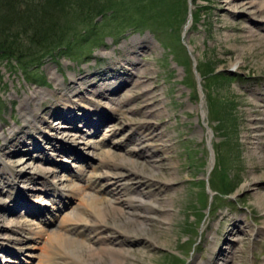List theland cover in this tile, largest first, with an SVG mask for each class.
<instances>
[{"label":"rangeland","instance_id":"1","mask_svg":"<svg viewBox=\"0 0 264 264\" xmlns=\"http://www.w3.org/2000/svg\"><path fill=\"white\" fill-rule=\"evenodd\" d=\"M94 6L101 14H59L64 39L49 52L42 49L37 60L0 59L1 151L17 140L4 139L12 128L22 135L37 124L27 125L21 113L23 100L35 93L34 100L45 96L33 112L46 125L42 133L56 128L60 137L39 149L48 147L44 154L59 159L64 153L58 147L75 146L87 165L85 173L70 176L83 192H64L71 200L56 221L32 226L39 241L31 264L42 260L54 232L73 236L67 229L74 222L65 215L72 218L89 195L101 203L113 199L91 242L104 251L123 249L122 264H264V0H94ZM17 25L8 33L18 34ZM102 84L109 89L94 97L99 108L84 116L92 122L102 115L96 133L81 121L66 129L58 115H48L56 100H69L78 87ZM83 102L88 108V99ZM62 130L78 135L64 138ZM99 148L109 151L113 164H103ZM24 150H12L7 159L18 175L24 170L18 184L33 187L31 196L42 201L44 194L35 192L43 185H31L28 176L41 173L43 164L33 151L37 169L26 167L32 147ZM47 170L55 186L65 181ZM91 173L99 174L95 182L88 180ZM4 181L0 190L10 194ZM138 195L156 203L153 216L139 223L128 200ZM0 231V246L24 247L5 243L2 237L11 234ZM96 261L107 264L109 256Z\"/></svg>","mask_w":264,"mask_h":264},{"label":"bare ground","instance_id":"2","mask_svg":"<svg viewBox=\"0 0 264 264\" xmlns=\"http://www.w3.org/2000/svg\"><path fill=\"white\" fill-rule=\"evenodd\" d=\"M123 65L125 66L126 63L124 62ZM112 78L114 79V77H112ZM103 79L104 80H102V81H108V80H105V79H108L107 77L103 78ZM58 85L60 87H62L61 80L58 82ZM61 89L63 90L64 87H62ZM107 89H109L107 84H105V85L102 84V86L99 89H97V88L96 89H90L88 87L85 90V88L83 89V86L78 87V90L76 91V95L71 96L69 100H67V101L56 100L57 101L56 103H58V104H56L52 107V110H50L48 115H58L59 119L64 120V122L66 123V126H67L66 129L73 130L74 129L73 127H75L74 122H76V121L82 122L83 121L82 120V113L77 114L81 110V108L78 107V105H82L84 107L85 103H86V102H83L84 100L88 99V101H90L97 95L104 96L106 93L105 91H107ZM109 92H111V91H109ZM88 95L89 96L92 95V97L89 98ZM108 96H110V95H108ZM36 97H37V94L34 93L33 97L29 96L28 98H25L23 100V104L21 107V113H22L23 120L27 121L26 122L27 125L30 126L32 124V120H35L37 122V124H35L30 130H27L24 132V133L28 134L27 136H22L24 133L22 135H18L17 132H19V131H16V133H15L14 132L15 129L10 127L9 129H11V128L12 129L8 132V136H6L4 139L7 141V139L9 138L10 140H8V141L10 143L12 141H14L15 139H17V140H15L14 144L12 143L13 147H11L10 144H8L9 146H5V149H3L4 150L3 152L1 151L2 149H0V151H1L0 152V174L2 175V177H5L4 178L5 181L3 180V178H1L0 181L1 182L4 181L5 185L8 186V189L11 192L10 194H13V195L8 194V199L10 201V204L12 206L15 204L13 207H10L9 210H11V211H16V210H18L16 208H24V207L27 208V210L29 212H32V213H36V212L41 210V208H36L35 206H32V205L28 206L25 203L24 204L20 203V200L22 199V197L25 199V196L28 197V195H29L28 193L33 194V191H35V190L33 187H31L32 188L31 189L28 186L23 185V184H21V185L24 188L19 187L18 181H22V178H23L22 172H24V170L21 171L20 175H18L19 174L18 172L17 173L14 172V168H16L14 166L15 164L13 165V163H11L9 159H7L8 157L12 158L13 153L11 151L14 149L16 151H21L22 148L24 147L27 149L24 151L27 152L28 149H30L32 147L31 154L26 153L27 155H29V157L23 163L26 164V167H27V165H29L28 167H32L34 169H37L35 167L36 165L34 163L33 151H38V153H39L38 155L43 154V151L39 149L38 144H40L41 142L50 143L51 141H54L55 138L58 139V140H55V142H57V141H59V138H60L57 136V131H55L56 128L50 129L48 131L47 135H49V136L42 133V128H44V126H46V125L43 124V122L42 123L39 122L40 120H38V118H36L37 116H34V115L39 112V109H40L39 106L42 103L41 100H45V96L42 97L39 95L40 99L34 100ZM32 100H34V102ZM30 101H32L33 102L32 104H35V106L30 105V103H29ZM92 104L94 105V107H92L89 104L88 108L90 110L91 109L92 110L98 109L97 108L98 103L92 102ZM31 106H34V107L31 108ZM157 108H155L154 111H157L158 113H160L159 112L160 109L157 110ZM33 112H35V114ZM87 112L88 111H86L85 113H87ZM71 113H74L76 116L74 115L75 116L74 118L73 117L69 118V120L67 121L65 118L69 117ZM45 121H47V120H45ZM59 128H62V127H59ZM9 129H7V130H9ZM62 131L64 133H66L65 130H62ZM62 131L60 133H62ZM72 134H73V132L68 133V134L66 133V134H64V138H71L72 137L71 139H73V137H75L74 135H78L77 132L73 135ZM156 135L160 136V133H157ZM51 136L55 137L54 140L50 139V138H52ZM258 138H259V136H258ZM20 140H22V141H20ZM16 144H18V145L21 144V145H19V148H15ZM41 145H43V144H41ZM9 147L11 148V151H9V150L7 151V149H9ZM24 151H22V152H24ZM98 151H99L101 158L104 160L103 164H106V165L113 164V163H111V161H112L111 156L110 157L108 156L109 151L102 150L100 148ZM148 152H149V150H148ZM22 157H24V156H22ZM22 157H21V159H24ZM38 159L41 160V158H38ZM19 162H21L20 159H19ZM57 167L58 168L53 167L52 169H55V170L59 169V166H57ZM41 169L42 168H40V170H38V171L44 172ZM46 173H50V172H46ZM91 174L92 175L89 178V182H95L96 181L95 177H98L99 174H95V173H91ZM60 175H61V178H63L65 180L64 182L67 184L66 185L64 182H60V186L62 185L64 188L67 186V189H64V192L68 193L67 194L68 196L70 195L72 197H77V192L79 194L83 190L82 185H79L75 182H71L69 180V178H67V174H65L66 175L65 177H62V174H60ZM22 182H20V183H22ZM37 182L38 181L34 180L35 184H39ZM57 182L58 181H56L55 183H57ZM15 185H17V187H19L20 189H16ZM1 190H3V189H1ZM35 193H39V192H35ZM42 194L45 195V193H42ZM86 196H88V193L86 194ZM38 199H36V200H38ZM106 199L108 202L104 201L103 203H101L97 199L96 196L89 195L88 197H83V199L81 201V204L83 206L81 208L77 209L79 211H76L75 215L72 218L69 217L70 215L69 216L65 215V217H67L69 220H72L75 224L74 225L72 223L71 227L69 226L67 229L68 232L73 233V236H71V235L69 236L68 234L66 235L61 230L54 232V235H51V243L48 245V247L44 251V254L41 256L43 258H42V260H40L39 264H96V263H99V261L97 262L96 260H98V257H100V255L103 253L109 256V261L107 264H122V260L120 258L122 257V250L123 249L121 251H120V249L112 250V251L109 249L107 251H104L102 246L101 247H99V246L94 247V245L91 242V238L93 237L92 235L97 234L105 223L104 221H102L103 219H105L103 210L110 208V207H114V205L112 204L113 199H110V198H106ZM119 199L123 200L121 198H119ZM3 200L4 199L0 198V204H3V202H2ZM128 200H129V204L134 208L133 209V216L136 219L137 223H139V221L150 219L153 216L152 213H153V211L155 209V205H156V203L155 204L153 203L154 201L148 200V199L143 198L142 196H139V195L134 196V197L129 196ZM27 203H29V201ZM51 204L52 203H50V205ZM7 205H9V204H7ZM1 207H2V205H0V208ZM4 209L8 210L6 208H4ZM4 209H3L4 213L2 211H0V229L4 228V229H6L5 232H9L12 234L8 235L7 237H2V239H4L5 243H7V240L12 241V242H16V243L22 242L24 247H22L20 249V251H25L23 254L24 256L29 255V252H28L29 249L28 248L33 247V245H36L35 244L36 243V237L33 240V242H30V241L25 242L22 240L34 238V236L31 235L33 228L30 226H34L31 224H39L38 221L37 220L36 221L31 220V219L30 220L26 219L24 221H21V220H18L16 218H11L8 216L6 218L5 217L6 213H5ZM90 216L93 217L94 221H92V219H89ZM29 221L31 223H29ZM91 222H93V223H91ZM34 234L36 235V231ZM82 234H83V238H81ZM52 237H54V240L57 242H53ZM0 240H1V238H0ZM2 245L4 248L5 247H9L12 249L16 248V244H13L11 242L7 243V244H2ZM2 245L0 246V248L2 247ZM0 251H1V249H0ZM100 261L102 263L104 260L102 261L100 259Z\"/></svg>","mask_w":264,"mask_h":264},{"label":"trees","instance_id":"3","mask_svg":"<svg viewBox=\"0 0 264 264\" xmlns=\"http://www.w3.org/2000/svg\"><path fill=\"white\" fill-rule=\"evenodd\" d=\"M93 7L94 0H0V59L23 64L26 57L34 55L32 61L37 60L44 54L42 49L46 52L64 39L59 14L75 11L81 18L101 14ZM11 24H18V34L8 33Z\"/></svg>","mask_w":264,"mask_h":264}]
</instances>
